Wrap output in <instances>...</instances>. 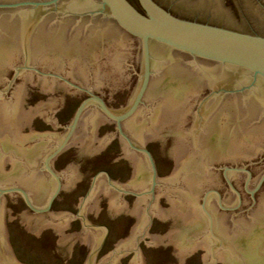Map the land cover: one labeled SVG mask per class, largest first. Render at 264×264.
I'll use <instances>...</instances> for the list:
<instances>
[{
  "label": "water",
  "instance_id": "water-1",
  "mask_svg": "<svg viewBox=\"0 0 264 264\" xmlns=\"http://www.w3.org/2000/svg\"><path fill=\"white\" fill-rule=\"evenodd\" d=\"M59 1L0 4L21 13L17 20L0 18V264H122L136 252L130 264H264L261 224L236 239L237 249L225 246L215 254L213 218L209 216L210 231L200 209L204 192L221 186L222 176L214 181L208 170L210 161H241L256 155L261 150L258 143L264 142V123H258L264 114V37L179 18L154 0H138L142 10L130 0ZM51 5L56 6L47 8ZM182 56L211 61L234 73L235 111L226 114L224 126L214 120L224 113L218 100L200 106L194 97L200 88L193 86H221L233 74L189 67L181 63ZM7 76L21 80L3 94ZM38 83L40 88L55 86L54 102L40 99ZM88 92L91 97L84 100ZM92 92L101 94L109 107ZM186 92L191 93L187 107L196 108L190 111L191 124L184 112ZM246 92L252 93L243 95ZM94 103L119 127L141 107L124 123L125 130L137 144H146L150 152L142 147L140 151L148 156L154 174L152 156L159 177L172 178L158 185L153 199L141 197L135 229L136 222L121 215L118 203L112 205L100 194L102 172L108 169L119 176L129 163L121 160L126 145L117 124L91 106ZM87 109L77 134L84 146L75 143L56 162L63 189L47 212L62 188L51 161L66 150ZM56 120L61 135L67 127L63 139L31 134V128L54 131ZM99 125L103 128L98 136ZM183 138H189L188 145ZM207 138L214 141L205 143ZM54 140L61 141L45 168L58 181L55 189L40 170L42 157H37ZM261 171L257 168L256 175ZM147 173L146 162L139 158L136 176L140 184H147L142 190L150 185ZM81 180V190L74 193ZM244 198L250 200V195ZM263 202L264 190L257 195V206ZM212 203L211 210L217 212ZM258 218L260 214L254 222ZM230 229H222V235L229 236ZM197 236L203 241L197 243ZM215 239L222 248L221 238ZM197 248L196 254L190 253Z\"/></svg>",
  "mask_w": 264,
  "mask_h": 264
},
{
  "label": "flooded vegetation",
  "instance_id": "flooded-vegetation-1",
  "mask_svg": "<svg viewBox=\"0 0 264 264\" xmlns=\"http://www.w3.org/2000/svg\"><path fill=\"white\" fill-rule=\"evenodd\" d=\"M29 1L48 2V1H52V0H5V1L0 0V4H12V3L29 2ZM60 1H59V3H60ZM130 1L133 2L139 9L142 10L138 0H130ZM154 1L157 2L159 5H161L163 8H165L166 10H168L173 15H175L179 18L185 19V20L228 27V28L236 30V31H240V32L248 33V34H253V35H260V36L264 37V0H154ZM53 6H56V5H51L47 8H51ZM0 9L4 10L3 12H0V18H11V20H14V19L17 20V18L19 19L18 16L21 14L18 12H10V11H8L9 9H7V8H3V9L0 8ZM99 14L103 15V17H102L103 19H109L103 13H99ZM110 21H112L116 24L115 21H113V20H110ZM116 26L118 28H120L117 24H116ZM134 39H136V38H134ZM136 40H138V39H136ZM182 58H183L182 59L183 61H181V63H183L184 65H187L189 67L198 66V67L207 68L209 71H213V72L214 71L215 72L225 71L226 73L228 72V74L230 73V75L233 74V75H231L232 77L230 78L228 83H223L221 86L220 85L212 86L207 82H195L194 83L195 85L193 86V87L197 86V89L200 88L199 92L194 93L195 99L197 101L201 102V103L199 102L200 106L203 104L208 105V106H210V105L212 106L213 103L215 104L214 101L216 99L218 100V103H217L218 106L217 107L219 110L220 109L223 110L224 113H223V116H221L218 113L217 118H215L214 120H217L218 122H220V124L222 126H224L227 123L226 114L230 113V115H231V113L233 111H235V109L234 108L232 109V107H231L232 105L235 106L236 94H238L236 92V90H237V84L236 83L237 82L235 80L236 78L234 76V73L230 69L222 68L219 65H217L216 63L211 62V61H206V60L194 61L191 58L185 57V56H182ZM33 72H34V68H33ZM192 72L194 73V71H192ZM35 73H36V71H35ZM45 78H53V79H57V80H62V79L55 77V76H46ZM17 80H21V79L18 76L17 77L16 76L15 77L7 76L6 79L3 81L4 85L7 84L6 86H3L5 88V91L3 94L9 93V91L12 89V86H14V84ZM30 81H33V79ZM39 83L37 84V89H38L37 93L39 94L40 99H44V100L47 99V103L54 102L56 99L57 92H58L56 90L55 86H51V87L48 86L49 88H46L45 86L41 85V88H40ZM260 86L261 85H258L256 87V89H254V90L259 89ZM252 92H246L243 95L247 96V95L251 94ZM92 93H94V92H92ZM184 94L187 95L186 98H184V101H185L184 104H185V109H186V110H184V112L186 111V115H185L186 118H187V116H188V118L191 117V119L189 121V123L191 124V121L193 119H192V115H191L190 111L192 112L196 108L192 107L189 110V108L187 106L189 105V102H190L189 96L191 93L186 92ZM95 95L99 96L102 100H104L106 105L108 106L105 98L101 94H95ZM246 96H244V97H246ZM90 97H91V94L88 92L84 100H86ZM144 101H145V98H144ZM43 103H44V101H42L40 103V105H42ZM225 105H226V107H225ZM91 106H95V108H97L100 112H102L98 108L96 103H94ZM39 107H41V106H39ZM140 108L138 109L136 114L139 112ZM88 109L84 113V115H83L76 131L74 132L66 150H64L60 155H58L56 158H54L51 161V167L55 171V173L59 176L62 188H61V191L58 194L57 198H55V200L53 201L50 210L47 212H50L52 210V208L55 206L56 201L58 200V197L60 196L62 189H63V173L57 170L55 164L59 160V158L62 157L65 153H67V151L75 143L81 144L82 147L84 146L85 140H84V142H82V140H79L77 138V134L79 132L81 122H82L83 118L85 117ZM188 113H190V114H188ZM102 114H104V113L102 112ZM104 115L108 119H110L111 121H113L117 124V127H116L117 133H119L122 136L123 141H124L123 144L126 145V152L125 151L122 152L123 156H122L121 160L127 161L129 163V166H128V169H125V170L123 167L124 171H122L119 174V176H115L113 174V172H111L108 169L106 171L102 172L101 175H102L104 182L102 184L100 194L102 196H105V198L109 199L110 203L112 205H116L115 203H118V205L120 206L119 210H120L121 215L122 216L123 215L130 216L131 219L134 222H136V224L133 227V229H135L136 226L139 224V221H140V217H139L140 216V213H139L140 210L139 209H140L141 197L143 195H148V196H151L153 199L156 195V190L158 188V185L163 184L167 180H171L172 178L171 177H169V178L168 177H166V178H160L159 177L160 171H159V168L157 167V164L155 162L154 157L152 156L153 162H154V165L156 168V173L154 174V171L152 169V165L150 163L148 156L140 151L141 147L145 148L148 151L146 144L145 145L137 144L127 134L125 127H124V123L126 121L132 119L133 117H135V115L132 118H130L126 121H123L121 123V127H119L118 123L115 120L108 117L106 114H104ZM263 115L260 114V117L258 119V123H261V121L264 123V116ZM230 118H231V116H230ZM59 128H62V126L61 125L59 126L58 121L56 120V121H54V124L52 125V129L54 131L40 133V132H37L34 128H31V134H33L35 136V138H37V137L38 138L56 137L57 139H59V138L63 139L64 135L67 133V127L66 128L63 127L64 134H62V135H61V133H58V131H57ZM101 128H103V126H100V125L97 126V128L95 130L96 135L99 136ZM112 135H113V133L108 134L106 137L107 138L106 140L111 139ZM186 136H187V133L185 134V137ZM183 139H184L183 143L188 145V142H189L188 139L189 138H183ZM104 140L105 139H103L101 142H103L105 145L106 140L105 141ZM60 141L61 140L56 142L54 140L51 142H47L48 143V146H47L48 149H46V151L44 149V152L42 151L43 153L41 156H40V153L37 155V157H39V158L42 157V159H43V161L41 163L40 170L43 174L46 173L47 177L52 180L54 189L57 186L58 181L54 176H52V174H50L47 171V169L45 168V162H46L47 157L54 150V148L59 144ZM206 141H207V143H209V142H213L214 139L212 138L211 140H208V138H207L206 140H204V142L206 143ZM229 142H231V141H229ZM258 144H259V146L261 145L260 146L261 150L258 151V153H256V155H254V156H248L247 158L242 159L241 161H238V162H236V161L235 162L234 161L229 162V161H226L225 159H217V160L215 159V160H213L214 162L210 161V163H209L208 170L214 176V181H216V178L219 177L220 175L222 176L221 179L223 181V182L221 181L220 187H214V186L212 187L211 186L204 192V194L202 196L203 204L200 205V209L203 211L204 215L208 219L207 225L209 223V227H210V222H209L210 217L209 216H211L213 218V224L214 225L212 228H213L214 235L212 234L211 237L215 241L216 246L213 245L212 249H218V250H216L215 254L219 250L220 251L225 250V249H223V247H225V246L228 248H234V249L236 248L237 249V247H235L236 245H234V244H236V241H237L236 239L237 238L241 239L242 235L247 236L248 234H250L252 232L251 230L254 229V228L251 229L253 226L261 224V226L264 228V202L260 206H257V195L260 193V191L264 190V146H263L264 142H260ZM232 145L233 146L231 149L236 151L235 145L234 144H232ZM148 152H150V151H148ZM139 158L144 159V161L147 164L148 173L146 175L147 179H145V180L148 181V178L150 177L149 178V182H150L149 187L148 186L144 187L143 190H142V186H145L147 184L145 183V180L143 181L145 184H140V177L136 176V161ZM123 161H121V162H123ZM121 162L119 160H117L116 163L120 164ZM122 164L123 163H121V165ZM176 165H177V163H176ZM176 168H177V166H176ZM257 168L262 169V171H261L262 173L260 176L256 175L255 171ZM176 170L174 171L175 174L177 173ZM126 171L129 172V174ZM37 173H39V172H37ZM255 178H257V179H255ZM204 179H207V178H202V180H204ZM81 182H82V180L74 187V189H73L74 193H77L81 190L80 189L81 186L79 187V184H81ZM224 185L227 186V188H228L226 190V192L224 191ZM16 187H18V186H16ZM20 188H22V187H20ZM22 189L25 190L24 188H22ZM52 192H51V194H52ZM245 194L250 195V200L245 201V198H244ZM50 195H49V197H50ZM48 200H49V198H48ZM48 200H47V203H48ZM152 201H154V200H152ZM212 201L215 202L214 207H216L217 212L216 211L213 212L211 210V208H213ZM120 202H121V204H120ZM46 205L44 207H41V208L38 207L37 210H43L46 207ZM28 207H30V206L28 205ZM260 208L262 209V211H260ZM258 209H259V211H258ZM47 212H38V213H47ZM258 214H260V218H258L259 221L256 220V222H254L255 218H257ZM121 220H123V219H121ZM169 220L172 221L171 216H170ZM252 220L254 223L252 222ZM79 221H81V220H79ZM202 222L206 223V220H202ZM203 226H204V224H203ZM225 227H231V229L229 231V236L222 235L223 234L222 229H224ZM200 228H198V231L200 230ZM202 228H204V227H202ZM211 230L212 229L210 227V231ZM202 232L203 231H199L200 234H202ZM108 234H110V232H108ZM198 237L199 236H197V238ZM107 238H108V236L106 237V240H107ZM215 238H218V239L221 238L222 243H223L222 248H221L220 242ZM201 239H203V236L198 238L197 243L202 242L203 240L201 241ZM124 241L122 240L120 242L122 243ZM105 244H106V242H104V245ZM231 244H233L234 247L230 246ZM212 249H211L210 253H212ZM198 250H200V249L197 248L196 251H192L190 253L194 255V254H196V252ZM263 252H264V249H263ZM120 253L123 254L124 250H121ZM183 263H184V261H183ZM211 264H214V263H211Z\"/></svg>",
  "mask_w": 264,
  "mask_h": 264
},
{
  "label": "rangeland",
  "instance_id": "rangeland-1",
  "mask_svg": "<svg viewBox=\"0 0 264 264\" xmlns=\"http://www.w3.org/2000/svg\"><path fill=\"white\" fill-rule=\"evenodd\" d=\"M134 256H137V252L134 253L133 255L129 256L128 258L124 259V260L122 261V264H130L131 259H134Z\"/></svg>",
  "mask_w": 264,
  "mask_h": 264
}]
</instances>
